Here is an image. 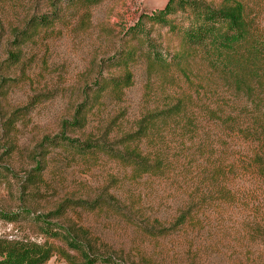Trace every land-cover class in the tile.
<instances>
[{"label": "rangeland", "instance_id": "374dc122", "mask_svg": "<svg viewBox=\"0 0 264 264\" xmlns=\"http://www.w3.org/2000/svg\"><path fill=\"white\" fill-rule=\"evenodd\" d=\"M235 1L249 27L237 58L264 60V0ZM166 2L0 0V239L52 245L43 264L81 262L46 229L100 256L95 264H264V181L248 170L257 147L240 132L264 111V62L224 68L187 48L186 12L129 30ZM128 51L133 59L119 65ZM125 74L130 85L115 91L110 79ZM170 108L179 115L152 117ZM143 125L140 141H123ZM66 139L100 148L81 152ZM129 147L161 153L166 173L137 177L117 157ZM211 153L247 198L195 196ZM186 206L194 220L166 230Z\"/></svg>", "mask_w": 264, "mask_h": 264}, {"label": "trees", "instance_id": "16d2710c", "mask_svg": "<svg viewBox=\"0 0 264 264\" xmlns=\"http://www.w3.org/2000/svg\"><path fill=\"white\" fill-rule=\"evenodd\" d=\"M92 3H98L101 0H88ZM187 13L188 25L184 28L182 40L184 46L187 48H203L211 58L216 61H222L224 68L236 65L241 66L246 64L249 67L257 68L262 65L264 60L260 58V54L254 52L249 53V63L246 60L248 54H244L243 59L237 58L238 46L246 41L249 35V27L244 16V5L235 0H229L227 4L219 8H214L210 5L196 2L194 0H167L162 9L152 12L150 15H141L137 22L129 28L134 32L140 31V24L144 17L158 23L168 24V17L176 13ZM48 19L42 17L38 24H48ZM151 57L158 62H163L165 59L158 53L151 52ZM134 53L132 51L126 52L121 56L119 65H127L133 59ZM238 59V61H237ZM241 60V61H240ZM232 61V62H230ZM264 67V66H263ZM262 68V66H261ZM131 83L130 74H125L123 77H115L110 79V84L115 91H121L123 88L129 86ZM78 111V110H77ZM180 110L170 108V111H163L159 114L152 115L155 118L165 115H179ZM149 129L145 125L140 126L138 132L129 134L124 137L123 141L127 144L140 141L143 135L148 133ZM241 134L246 137L251 145L257 147L250 153V165L248 170L252 168V172L256 177L264 181V111L260 112L255 120H251L247 126L240 129ZM52 141V140H48ZM65 141V140H64ZM70 145H75L83 152L91 148H100L95 143L75 144L67 141ZM253 153V154H252ZM253 156H252V155ZM204 159V166L202 172L206 177L207 183L199 192H195V196H200L201 201L213 197L222 199L223 201H233L245 197L249 194L241 192L239 188L234 186V182L230 177H227L229 166L225 165L223 159L215 157L214 153L202 154ZM117 157L121 158L128 165H130L137 177L143 175H158L159 173H166V166H164V157L157 152L151 155H145L139 149L127 148L125 154L120 152ZM234 165L232 164L231 167ZM234 167L230 169V172ZM205 180V181H206ZM238 187V186H237ZM201 190V192H200ZM192 208L186 206L180 209L175 221L166 230H171L186 225L188 220H194ZM1 217L12 219L10 215L4 213ZM47 235L51 237H62L68 246L78 251L81 262L71 260V257L65 255L71 264H95L100 260V256L88 253L82 245L76 240H71L68 235L52 229L45 230ZM161 233V232H160ZM54 247L48 243H38L23 240H7L0 239V264H43L53 255Z\"/></svg>", "mask_w": 264, "mask_h": 264}]
</instances>
